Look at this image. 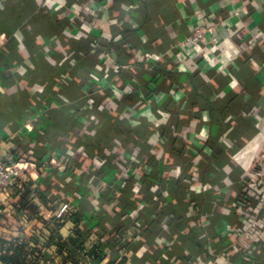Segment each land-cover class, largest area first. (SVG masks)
<instances>
[{
  "label": "crops",
  "instance_id": "obj_1",
  "mask_svg": "<svg viewBox=\"0 0 264 264\" xmlns=\"http://www.w3.org/2000/svg\"><path fill=\"white\" fill-rule=\"evenodd\" d=\"M204 24L217 25L205 44L180 46ZM0 140L33 166L0 194L4 235L41 222L18 208L29 191L46 218L76 207L110 260L264 264V198L249 187L264 179V0H0ZM160 178L187 219L153 233L142 186ZM125 181L135 209L120 207Z\"/></svg>",
  "mask_w": 264,
  "mask_h": 264
},
{
  "label": "trees",
  "instance_id": "obj_2",
  "mask_svg": "<svg viewBox=\"0 0 264 264\" xmlns=\"http://www.w3.org/2000/svg\"><path fill=\"white\" fill-rule=\"evenodd\" d=\"M132 98V95H130L124 99L122 102V111L132 105ZM144 127V125L140 126L139 130L142 131ZM91 139L92 138H90V140ZM110 144L111 141L109 137H94L92 146L95 145L96 148L91 154L100 162H105L107 155L106 151L110 148ZM218 156L219 153L216 152L209 154V164L206 165V167H208L205 168L206 172L209 170L210 163ZM138 159L141 163L144 161L141 155L138 156ZM149 161L152 163L153 160L151 161L149 159ZM152 164H154V162ZM129 180L131 179L129 178ZM188 185L189 183L183 187L186 188ZM177 186L178 183L176 180L172 179L170 182L168 179L163 178H160L156 191L153 190V182H146V184L142 186L146 195H144V200H146L147 203L144 209L139 210V212H141L140 214L143 216L142 218L145 219L143 222L140 221L150 232L152 231L154 233L157 231V233H159L156 227L160 228L162 221L170 222L171 224L176 222V225L178 227L180 226V228L184 226L183 224H185L184 222L187 218L181 209L182 204H179V202L171 204L164 199V193L168 191V189L173 190V193H175ZM106 190L107 187L103 189V192ZM120 191L121 195H123L120 207L123 210H125V207L128 209H135L136 206L139 205V199H132L131 201V199L127 197L130 194V187L127 181L121 186ZM247 191H244L243 188L241 189L242 194L245 196L249 193V191ZM28 193L29 191H26L18 208L35 212L36 215L39 216L41 222L33 228L32 235L29 237L24 232V228L26 227L24 223L19 224L18 232L11 236L4 235L0 231V264H82L81 256L96 264H126L127 257H122L118 260H110L107 254L101 252V240L106 234L99 233L97 236L98 238L92 241L91 232L84 227L81 215L76 207H72V205L68 203V209L61 217L52 216L51 218H46L41 215L39 207L33 206L28 199ZM222 218L224 217L217 218V223H219ZM68 222L73 224L72 229L70 234L64 237L61 233V229ZM180 235L186 237L189 243L199 240L193 232L190 233L180 229ZM211 235H213V233ZM129 244L126 245L127 249L130 246ZM47 250H51L52 254H48Z\"/></svg>",
  "mask_w": 264,
  "mask_h": 264
},
{
  "label": "built area",
  "instance_id": "obj_3",
  "mask_svg": "<svg viewBox=\"0 0 264 264\" xmlns=\"http://www.w3.org/2000/svg\"><path fill=\"white\" fill-rule=\"evenodd\" d=\"M217 30V25H201L198 28H195L192 34L184 40L180 46L185 47L187 45L197 46L201 44H205L208 40V34L214 33ZM2 140H0V194L13 186L18 178H20L25 172H30L33 170V166L30 163H23L20 161L17 156L12 153L4 150ZM251 187L256 192H260L262 197L264 198V179L263 178H253L251 181ZM68 203H65L61 212L59 213V217H61L68 209ZM49 216L48 218H51ZM24 224L26 227L28 226L27 218L24 216L23 218ZM25 227V228H26Z\"/></svg>",
  "mask_w": 264,
  "mask_h": 264
}]
</instances>
